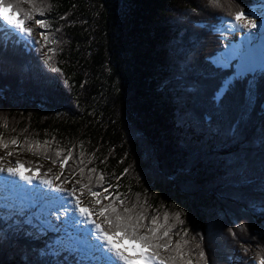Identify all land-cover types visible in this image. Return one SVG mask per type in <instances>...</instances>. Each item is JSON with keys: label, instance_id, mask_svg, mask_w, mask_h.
Returning <instances> with one entry per match:
<instances>
[{"label": "trees", "instance_id": "obj_1", "mask_svg": "<svg viewBox=\"0 0 264 264\" xmlns=\"http://www.w3.org/2000/svg\"><path fill=\"white\" fill-rule=\"evenodd\" d=\"M219 4L36 0L55 41L50 63L60 72L45 62L50 53L44 44L0 27V134L20 142L0 148V157L60 175L55 152L72 148L76 159L58 183L67 178L79 189L80 176L73 178L72 170L83 152L84 182L87 169L96 168L106 184L118 185L128 207L161 221L167 212L174 231L188 230L193 264L197 241L208 264H260L264 72L255 81L254 73H244L222 102L214 99L235 65H215L223 49L215 30L231 13L249 10L253 0ZM20 7L32 11L28 3ZM37 143L40 148L28 150ZM87 194L85 189L82 196ZM2 210L0 264H76L74 253L55 250L52 231Z\"/></svg>", "mask_w": 264, "mask_h": 264}, {"label": "snow or ice", "instance_id": "obj_2", "mask_svg": "<svg viewBox=\"0 0 264 264\" xmlns=\"http://www.w3.org/2000/svg\"><path fill=\"white\" fill-rule=\"evenodd\" d=\"M210 2L214 7H220L219 0H210ZM21 3H28L32 11L25 12L20 7ZM34 15L41 17V19H36L35 23L41 29L40 35L44 46L55 43L47 34L51 25L46 18L45 9L42 5L37 7L36 0H0V27L11 26L16 32L23 34L30 43L39 44V41L33 39L32 29L26 26ZM230 15V19H221L218 30L221 35H234L240 32L241 39L238 43H226L225 50L215 57L214 63L221 69L231 67L233 61H237L241 66L245 61H251L253 40L260 32L261 23L264 22V14L257 17L255 11H249L246 8ZM14 16L20 18L13 19ZM3 22H6V25ZM49 53L45 62L52 72L59 73L60 68L50 63L52 55H55V49L50 48ZM245 78L246 75L236 67L235 72L223 80L214 99L218 103L222 102L225 94L237 82ZM49 143L51 142L45 141L44 145ZM9 144L16 146L20 142L16 138L5 141L0 134V148L7 149ZM27 146L29 151L41 147L39 143ZM82 147L81 145V149ZM13 154L12 151L7 152V156ZM55 157L52 159V163H59L61 168V174L55 179L60 180V176L64 174L65 166L76 157L73 155L72 148L57 150ZM3 160L4 157H0V174H6L5 176L14 180L23 181V184L31 190L33 195L51 196L57 202L59 206L51 211L49 222L54 225L56 231L64 230L63 243L66 248L72 249L73 252L83 251L84 255L78 258L77 264H80L81 259L85 264H88V261H92L93 264H193L192 251L186 250L191 243L187 239L188 230L174 231V225L169 224L170 216L167 212L163 214L161 221V217L158 215L149 217L143 210L137 211L136 206L128 207L126 198L118 191V185L106 184L105 176L96 168L87 169V182H84L86 166L83 152L78 159V170H72L73 178L77 175L80 176V179L76 180V183L80 184L79 189L75 186L71 189L64 188L62 186L64 183L72 182L67 178L60 184H56L47 178V172L39 175L40 166L26 168L22 162L16 161L13 166L6 167L2 163ZM88 163L91 161L89 160ZM85 189L99 205L97 211L85 206L81 197L77 196L78 191L82 196ZM112 189H116V191H112ZM105 200L109 203L104 204ZM140 207L143 209V205ZM94 217H99V222ZM174 219L181 225L184 223L179 213L175 215ZM89 225L91 227H88ZM239 227L244 229V225ZM82 229L83 231H81ZM174 236H179L180 239L174 240ZM195 249H200L197 255V264L200 262L208 264L199 241L195 243ZM260 264H264V258H261Z\"/></svg>", "mask_w": 264, "mask_h": 264}, {"label": "rangeland", "instance_id": "obj_3", "mask_svg": "<svg viewBox=\"0 0 264 264\" xmlns=\"http://www.w3.org/2000/svg\"><path fill=\"white\" fill-rule=\"evenodd\" d=\"M262 7H264V0H253V4H252V6L250 7V9H249V11H255L256 13H257V17L258 16H261L260 15V11H261V8ZM257 17H252V18H257ZM13 19H18V16H14L13 17ZM36 19H39L38 17H34L31 21H29V22H27V27H30L31 29H32V32H33V38H35V39H39V42L41 43V44H44V42H43V40H42V37H41V35H40V32H41V29L39 28V26L35 23V20ZM5 25H6V22H3ZM220 25V24H219ZM219 25L217 26V29L215 30L216 31V33L217 34H219L220 35V37H221V39H222V45H223V47H224V49H225V45H226V43H228V42H226L225 41V39H224V36L223 35H221V33H220V31L218 30L219 29ZM6 28H9L10 30H12V32L13 33H15V34H17V36H18V38L19 39H26V40H28L26 37H24L23 36V34H20V33H18V32H16L15 30H13L12 28H11V26H6ZM261 32H264V22H262L261 23V27H260V32H259V34L256 36V38L253 40V45H254V43L255 44H257L258 43V39L261 37V35H260V33ZM241 39V33H237V35H235L234 37H233V40H232V42L233 43H238L239 42V40ZM32 44V43H31ZM253 47V46H252ZM44 50H45V53H47L48 52V50H49V45L48 46H45L44 47ZM223 52V51H222ZM221 53V52H220ZM215 59V58H214ZM246 62H249V61H246ZM216 65V64H215ZM236 67L237 68H240V70L242 71V73L244 74V73H250V72H256V71H259V69H261V70H264V64H263V66L261 67V68H259V69H256V70H251V68H249V67H247L246 66V64H243V66H241L237 61H236V63H235V69H234V72H235V70H236ZM233 72V73H234ZM2 163H3V165L4 166H13V162L11 161V160H4V161H2ZM45 172H47V171H43L42 169H40V173H39V175H43V173H45ZM48 173V176H47V178L48 179H51V180H53V182L55 183V182H57V184H60L61 182H59L58 183V180L57 179H55L56 178V176H59V174L58 173H53V172H50V171H48L47 172ZM64 188H66V189H71L72 187H73V185H71L70 183H64L63 185H62ZM76 187V186H75ZM77 188V187H76ZM78 189V188H77ZM77 196H80L81 197V200H82V202H83V204L85 205V206H87V207H89L90 209H92L93 211H97L98 210V205L95 203V200L91 197V195H89V194H87V195H84V197L83 196H81V193L78 191L77 192ZM41 203H43V202H41ZM39 205V204H38ZM47 206H48V204H46ZM51 205H53V204H51ZM9 206H11V204H9V203H5V205H0V208H2V209H5V207L6 208H8ZM22 207V209H21V211L16 207V206H14V207H12L11 206V208H13V210L12 211H14V212H18L19 213V216H24L22 219L25 221V223H28V222H30V221H32V219H35V220H37V222H38V224L40 225V227L42 228V229H44V230H46V229H48V230H51L52 232H59L60 234H62V236H61V238L59 239V240H56L55 241V250H57L58 252L59 251H63V249L64 250H66V249H69V248H66L65 247V245H64V243H63V240L65 239V232H64V230L63 229H61L60 231H56V229H55V227H54V225L52 224V223H50L49 222V217H50V214H51V211L52 210H50L49 212H43L45 209H46V207L44 208V207H42V205H41V207L39 206V208L37 207V209H35L33 212H31L30 214H29V211L25 208V206H21ZM18 210H17V209ZM44 208V209H43ZM40 209V210H39ZM46 211V210H45ZM22 212H24L25 214L23 215L22 214ZM5 214V213H4ZM94 218H96L97 219V217H94ZM18 222L19 221H15V222H12V223H14V225H18ZM127 246V245H126ZM130 247V246H129ZM69 250H71L72 251V249H69ZM73 252V251H72ZM83 255H84V253H83V251L81 250V251H79V252H76V263H77V260H78V258H80V257H83ZM81 261H84L83 259H81ZM80 261V262H81ZM88 264H92V262H88Z\"/></svg>", "mask_w": 264, "mask_h": 264}, {"label": "bare ground", "instance_id": "obj_4", "mask_svg": "<svg viewBox=\"0 0 264 264\" xmlns=\"http://www.w3.org/2000/svg\"><path fill=\"white\" fill-rule=\"evenodd\" d=\"M262 14H264V7H262L261 11H260V15H262ZM237 33H240V32H237ZM237 33H235L234 35L224 34L223 36H224L225 41L226 42H232L233 37L235 35H237ZM260 35H261V37L258 39V43L257 44L254 43V45H252L253 47H252V59H251V61L250 62L245 61V63H244V64H246L247 67L251 68L252 71L261 68L264 64V32H261ZM5 175L6 174H0V181L1 180L5 181V182L9 181L11 184H6V187L11 189L13 192L16 191L15 198L19 199V201H20L21 198H23L24 196L27 195V194H23L21 192L22 187L24 186L27 188V186L23 184V181L14 180L13 178L7 177ZM35 200L36 199H34L33 201H35ZM1 201H4V200H1ZM40 201L43 203L46 201V203L42 205V207H44V208L46 207V209H45L46 211L44 210L43 212H49L50 210H53L55 207L59 206L57 204V202L51 196H44L40 199ZM46 204H48V206ZM51 204H53V205H51ZM88 227H91V226L89 225ZM81 231H83V229Z\"/></svg>", "mask_w": 264, "mask_h": 264}, {"label": "water", "instance_id": "obj_5", "mask_svg": "<svg viewBox=\"0 0 264 264\" xmlns=\"http://www.w3.org/2000/svg\"><path fill=\"white\" fill-rule=\"evenodd\" d=\"M259 72H262V71H261V70H259L258 72H256V73H255V74H256L255 80H256V78H257V75H258V73H259ZM255 80H254V81H255Z\"/></svg>", "mask_w": 264, "mask_h": 264}]
</instances>
